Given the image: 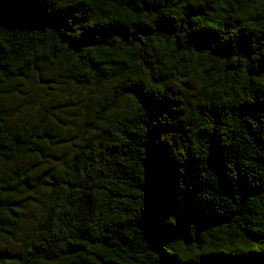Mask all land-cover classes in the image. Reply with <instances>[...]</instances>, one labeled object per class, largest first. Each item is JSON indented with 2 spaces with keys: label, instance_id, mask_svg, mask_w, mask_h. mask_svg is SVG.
<instances>
[{
  "label": "trees",
  "instance_id": "1",
  "mask_svg": "<svg viewBox=\"0 0 264 264\" xmlns=\"http://www.w3.org/2000/svg\"><path fill=\"white\" fill-rule=\"evenodd\" d=\"M47 65L108 91L40 188L6 101ZM0 160V264H264V0H0Z\"/></svg>",
  "mask_w": 264,
  "mask_h": 264
},
{
  "label": "rangeland",
  "instance_id": "2",
  "mask_svg": "<svg viewBox=\"0 0 264 264\" xmlns=\"http://www.w3.org/2000/svg\"><path fill=\"white\" fill-rule=\"evenodd\" d=\"M8 91L6 104L11 126H23L29 132L41 129V134L47 135L49 140L50 144L43 150L36 151L17 164L24 168H38L37 184L43 188L51 165L61 163L77 141L90 130V112L94 101L108 89L100 88L94 92L64 76L57 67L47 65L25 81L10 83ZM15 166L0 160V175ZM18 210H23L24 222L11 236V241L5 244L9 251H14L23 235L39 226L43 212L41 197L36 195L20 199Z\"/></svg>",
  "mask_w": 264,
  "mask_h": 264
}]
</instances>
